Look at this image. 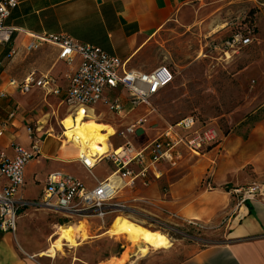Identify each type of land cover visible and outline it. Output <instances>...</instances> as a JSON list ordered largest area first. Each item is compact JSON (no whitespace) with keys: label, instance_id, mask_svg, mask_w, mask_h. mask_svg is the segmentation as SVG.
<instances>
[{"label":"crops","instance_id":"crops-1","mask_svg":"<svg viewBox=\"0 0 264 264\" xmlns=\"http://www.w3.org/2000/svg\"><path fill=\"white\" fill-rule=\"evenodd\" d=\"M202 1L20 0L19 6L12 10L5 22L6 26L14 29L11 43L0 45V131L3 129L0 161L2 158L13 159L17 145L30 149L28 128H32L42 144L38 157L26 167L25 187L29 181H43L44 186L48 174L54 171L75 176L87 188L95 187L97 180L110 178L114 168L106 160L93 170L96 180L79 162V156H73L75 152L68 149L62 155L66 141L61 139L63 128L60 117L63 110H70L62 104L63 95L49 93L37 83L42 77L51 75L64 90L69 67L58 60V49L54 46L44 45L27 53L25 47L31 39L30 35L66 34L81 43L101 48L131 69L143 71L131 67L138 56L144 54L154 38L168 25L186 23ZM254 34L253 30L252 43L246 47H251L252 53L259 51L264 64V43L254 44ZM241 49H224L223 52L230 57ZM254 58H257L256 55ZM28 81L31 83L29 91L18 88ZM169 87L162 90L153 103ZM144 112L143 107L139 108L124 121L130 122ZM11 114H14L13 118H10ZM114 117L117 125L120 120ZM149 121L145 130L135 137L139 147L155 138L149 136L156 125L162 126V131L166 128L165 122L156 115H151ZM53 142L58 145L56 155H52L50 149L49 143ZM178 151L181 159L176 167L162 164V178L153 179L147 189L139 187L134 191H120L118 199L148 198L153 203L148 207L163 221L169 220L167 213H173L180 221L206 229L226 223L224 243L193 246L184 260L173 264H264V193L248 200L247 204L234 194V190L253 183L260 185L264 192V114L249 131L227 136L221 132L219 142L199 154L189 152L183 145L178 147ZM188 159L195 160L188 170L178 172ZM43 160L53 164L48 167ZM104 163L106 168L101 167ZM170 175L173 177L169 178ZM114 179L111 177V180ZM4 185L5 180H0V188ZM24 189L22 194L26 198H38L26 196ZM27 212L21 214L15 235L0 231V264H35L30 258L31 252L24 249L28 234Z\"/></svg>","mask_w":264,"mask_h":264},{"label":"rangeland","instance_id":"rangeland-1","mask_svg":"<svg viewBox=\"0 0 264 264\" xmlns=\"http://www.w3.org/2000/svg\"><path fill=\"white\" fill-rule=\"evenodd\" d=\"M194 10L186 23L168 25L131 67L148 71L163 65L174 73L173 84L154 102L165 122L173 123L193 115L201 123H214L223 135L225 131L229 134L249 131L264 114V106L253 114L264 105L261 53H252L251 47H246L226 57L223 50L226 41L234 34L245 35L250 29L256 34L254 44L264 43V0H203ZM95 109L97 119L86 118L85 122L114 129L117 119L107 107L100 104ZM65 116L74 118V111L63 110L60 120ZM162 129L156 125L149 137H156ZM58 130H61L59 126ZM49 144L52 155H56L58 145ZM69 149L75 152L74 157L79 156L78 149ZM194 160L184 161L178 172L188 170ZM43 162L48 167L53 164ZM101 167L107 165L104 163ZM41 189L43 181H29L24 189L25 195L39 197ZM134 205L137 206L129 218L151 230L166 233L172 241L171 248L149 250L146 256H141L138 241L131 244L126 239L115 240L107 235L114 219L103 223L95 218L68 219L60 213L28 211L24 249L31 252L35 264H173L184 260L193 246L224 243L225 222L217 228L206 229L178 219L163 221L151 207ZM74 224L83 226L87 234L80 245L65 246L55 258L38 256L59 239L56 235L58 227ZM77 239L80 241L82 236Z\"/></svg>","mask_w":264,"mask_h":264},{"label":"built area","instance_id":"built-area-1","mask_svg":"<svg viewBox=\"0 0 264 264\" xmlns=\"http://www.w3.org/2000/svg\"><path fill=\"white\" fill-rule=\"evenodd\" d=\"M19 4L20 0L0 1V45L11 43L14 29L6 26L5 22ZM30 38L25 47L27 53L51 45L58 49V60L69 67L64 90L51 75L42 77L37 84L56 96L63 95L62 104L74 111V118L81 111L86 112L88 118L89 111L94 112L96 106L103 104L120 120L114 126V134L109 137L110 148L105 154L88 149L80 152L78 157L82 166L96 180L93 170L102 161L110 162L114 171L110 178L97 180L93 188H87L71 174L54 171L48 174L38 198H26L22 194L26 167L38 157L42 144L33 129L28 128L30 149L17 145L13 159L2 158L0 161V180H5V185L0 188V231L15 235L19 218L27 211L60 213L68 219L95 218L103 223L120 216L131 217L134 204L151 206L153 203L148 198L120 200V191L149 188L153 179L162 178V164L167 163L171 167L178 165L181 159L178 147L181 145L189 152L199 154L219 142V127L201 123L196 116H186L176 123L163 120L153 100L174 82L175 75L169 67L162 65L151 71L131 69L125 62L101 48L81 43L66 34H32ZM251 43L252 32L247 36L236 33L226 41L224 49H241ZM30 85L28 81L18 88L26 92ZM142 107L145 109L143 115L134 117L130 122L124 121ZM151 115L163 120L166 128L159 131L152 141L139 147L135 137L149 125ZM13 117L14 114H11L10 118ZM2 130L0 136L3 135ZM61 137L64 141L69 140L64 131ZM111 177L115 179L111 180ZM208 188H211L210 184ZM263 193L256 183L234 190L242 203ZM167 214L169 220L178 219L176 214Z\"/></svg>","mask_w":264,"mask_h":264},{"label":"bare ground","instance_id":"bare-ground-1","mask_svg":"<svg viewBox=\"0 0 264 264\" xmlns=\"http://www.w3.org/2000/svg\"><path fill=\"white\" fill-rule=\"evenodd\" d=\"M86 115V112L81 111L77 114L76 118L65 116V118L61 120L60 124L65 132V136L69 139L62 147V155L65 154L66 150L69 148L78 149L79 153L86 152L90 149L92 152L101 155L109 150V137L114 134L113 127L87 123L85 122ZM93 118L97 119L95 113L91 110L89 111L88 119ZM84 231L85 229L83 226L75 224L58 227L56 235L59 239L52 242L47 250L40 254L38 253V256L55 258L59 252L64 251L65 246L80 245L87 237ZM79 235L82 236L80 241L77 239ZM107 235L114 239H126L131 244H134V241H138L140 245H138L137 248L141 256H146L149 250H168L172 246V241L166 233L151 230L131 220L127 216L117 217L107 229Z\"/></svg>","mask_w":264,"mask_h":264},{"label":"trees","instance_id":"trees-1","mask_svg":"<svg viewBox=\"0 0 264 264\" xmlns=\"http://www.w3.org/2000/svg\"><path fill=\"white\" fill-rule=\"evenodd\" d=\"M0 1H1V0H0ZM250 26H252V22L250 23ZM251 32H252V30L250 29L249 32H248L247 34H245V35H246V36H247V35H250ZM257 112H258V111H257ZM257 112H256V113H257ZM260 119H261V118H260ZM178 121H179V120H178ZM178 121H176V122H178ZM176 122H173V123H176ZM219 129H220V128H219ZM220 131H221V129H220ZM221 132H222V131H221ZM228 134H229V131H225L224 135L227 136ZM247 202H248V201H246L245 203L247 204Z\"/></svg>","mask_w":264,"mask_h":264}]
</instances>
